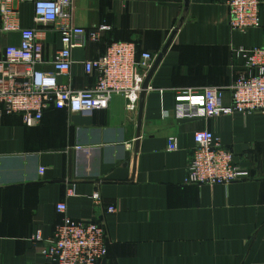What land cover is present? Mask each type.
<instances>
[{
	"label": "crops",
	"instance_id": "crops-1",
	"mask_svg": "<svg viewBox=\"0 0 264 264\" xmlns=\"http://www.w3.org/2000/svg\"><path fill=\"white\" fill-rule=\"evenodd\" d=\"M14 6L22 27H34V4ZM73 15L81 27L110 26L100 41L71 51L75 63L59 81L76 88L96 83L83 61L111 43L132 41L157 57L176 32L144 98L138 146L139 107L128 110L123 95L92 113L50 108L33 126L19 115L0 119V264H43L61 201L73 219L104 228L108 254L98 264H264V113L179 120L173 111L175 91L186 87H221L223 103L231 102L230 85L243 71L233 48L264 46V0L262 26L245 33L231 29L226 0H76ZM39 30L41 68L53 72L60 35ZM19 42V33L0 35V55ZM201 129L211 130L250 178L187 184ZM170 136L178 138L177 150L167 149ZM38 232L41 241L33 240Z\"/></svg>",
	"mask_w": 264,
	"mask_h": 264
},
{
	"label": "built area",
	"instance_id": "built-area-1",
	"mask_svg": "<svg viewBox=\"0 0 264 264\" xmlns=\"http://www.w3.org/2000/svg\"><path fill=\"white\" fill-rule=\"evenodd\" d=\"M20 1L34 4V27H22L14 0H0V35L14 32L20 35V42L5 46L0 55V119L5 115H19L26 125L33 126L41 122L51 107L92 113L107 109L115 95H123L127 109L137 111L155 55L149 51L139 52L132 41L113 42L98 58L83 61L86 74L96 77L93 86L76 88L63 84L59 77L68 75L75 63L71 51L88 42L100 41L110 26L76 25L73 15L76 0ZM226 5L233 31L245 33L262 26V0H226ZM39 25L52 27L60 35L61 48L51 61L53 72L41 68L46 62L45 37ZM233 52L242 58L243 71L230 85L231 102L223 103L221 87L181 88L175 91L174 97L173 111L177 119L264 113V46H239L234 47ZM194 142L185 177L187 184L229 185L250 178L249 169L235 161L234 153L211 130L195 131ZM178 148V138L170 136L167 149ZM41 171L43 173L44 169ZM74 194V189L69 188L68 195ZM92 197L95 202L101 198L98 191ZM109 210L116 209L110 206ZM56 211L62 218L53 237L41 249L43 264H98L107 256L106 233L101 224L73 219L63 201L56 204ZM33 240L41 241V233L33 235Z\"/></svg>",
	"mask_w": 264,
	"mask_h": 264
},
{
	"label": "water",
	"instance_id": "water-1",
	"mask_svg": "<svg viewBox=\"0 0 264 264\" xmlns=\"http://www.w3.org/2000/svg\"><path fill=\"white\" fill-rule=\"evenodd\" d=\"M176 30L173 31L171 34L170 38L168 39L167 43L165 44L164 48L162 51L157 55L155 58L152 66L149 68L146 79L143 84V90L141 92L140 96V102H139V121H138V131H137V141H136V146L139 145V138L141 136V127H142V117H143V108H144V98L146 96V93L149 89V84L152 79V76L154 75L156 69L158 68L160 62L162 61L163 56L166 54L168 48L170 47L173 38L175 36Z\"/></svg>",
	"mask_w": 264,
	"mask_h": 264
},
{
	"label": "trees",
	"instance_id": "trees-1",
	"mask_svg": "<svg viewBox=\"0 0 264 264\" xmlns=\"http://www.w3.org/2000/svg\"><path fill=\"white\" fill-rule=\"evenodd\" d=\"M51 108H53V107H51ZM10 116H12V115H5L4 117H10ZM21 117V116H20Z\"/></svg>",
	"mask_w": 264,
	"mask_h": 264
}]
</instances>
